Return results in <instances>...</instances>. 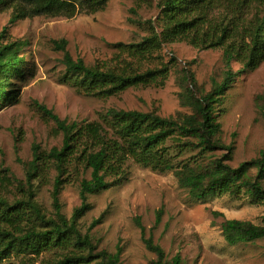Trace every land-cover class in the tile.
<instances>
[{
  "label": "rangeland",
  "instance_id": "1",
  "mask_svg": "<svg viewBox=\"0 0 264 264\" xmlns=\"http://www.w3.org/2000/svg\"><path fill=\"white\" fill-rule=\"evenodd\" d=\"M158 0H111L104 11L80 14L74 18H28L11 24L13 9L0 10V42L23 41L28 44L24 56L28 62L24 79L14 80L12 89L20 90L15 101L0 102V195L11 204L27 197L29 164L34 147L46 155L60 148L63 135L55 122L46 115L52 111L68 123H105L110 109L156 113L162 117L192 114L182 105L185 91L183 78L193 75L197 96L209 93L223 81L227 71L224 50L195 47L187 42L168 44L161 55L168 62L176 58L169 79L162 84L132 88L110 99L79 93L64 81V53L53 42L66 40L68 51L75 59L88 65L115 64L120 43H140L149 35L150 26L161 32ZM252 11L233 13L216 9L217 20L235 19L244 26ZM228 23V21H227ZM7 30L6 33L4 31ZM240 65L232 64L234 71ZM190 85V82L187 83ZM264 95V63L255 71L237 77L221 107L222 142L231 147L233 168L250 164L264 152V118L259 97ZM185 140H182V142ZM179 140H170L172 153L181 157L176 164L206 168L214 160L228 154V149L201 154L183 147ZM127 180L99 194L88 196L90 208L79 220L83 235H88L98 252L120 253L121 264H153L158 256L150 251L145 238L165 252V261L180 257L182 264H264V239L251 243L229 245L223 224L240 220L264 226V203L255 204L245 189L239 197L216 193L205 200H196L190 189L183 187L175 172H159L130 160L126 165ZM258 168L248 171L256 179ZM56 171L46 162L43 177L34 182L35 202L48 219L58 214L71 220L82 204L80 184L90 179L91 172L71 176L63 186L57 209L53 197ZM264 186V180H263ZM161 211L160 221L158 212ZM146 229L143 236L136 220ZM22 227L45 230L33 217ZM0 229L9 226L0 222ZM87 256L88 250L73 242L65 249L44 250L33 254L17 249L0 258V264H57L66 256Z\"/></svg>",
  "mask_w": 264,
  "mask_h": 264
},
{
  "label": "trees",
  "instance_id": "2",
  "mask_svg": "<svg viewBox=\"0 0 264 264\" xmlns=\"http://www.w3.org/2000/svg\"><path fill=\"white\" fill-rule=\"evenodd\" d=\"M111 0H0V10L13 9L11 24L34 17L71 19L80 14L104 11ZM161 32L151 25L149 35L140 43L116 45L117 58L113 65H88L83 59H75L68 51L66 40L54 41L56 50L64 53L62 63L66 69L64 81L81 94L110 99L132 88L149 86L160 81L165 83L176 58L168 62L161 55L168 44L187 42L195 47L223 49L227 67L224 79L209 93L197 96L193 75L183 78L185 91L182 105L192 114L162 117L156 113L110 109L105 123L73 122L61 120L44 108L47 116L57 125L63 135L60 148H53L47 155L34 147L33 159L27 173V197L11 204L0 195V222L9 229H0V258L13 250L27 249L33 254L44 250L65 249L73 242L88 250L87 256H66L57 264H121L120 253L109 255L98 252L88 235H83L78 222L90 208L88 196L121 186L128 178L127 163L132 160L145 168L159 172H175L183 187L190 189L196 200H205L216 193L239 197L242 190L250 193L255 204L264 203V152L261 157L239 168L231 167L232 148L222 142V125L219 114L228 91L237 77L258 69L264 63V0H158ZM225 8L233 13L252 11V18L240 26L235 19L217 20L216 9ZM228 21V23H227ZM7 30L4 31L6 33ZM28 44L23 41L0 42V102L15 101L20 90L12 89L13 81L24 79L28 62L24 51ZM240 65L239 71L232 64ZM190 82V85L187 83ZM261 113L264 118V95L260 96ZM170 140H179L187 149L199 150L201 154L217 150L230 151L214 160L206 168L179 166L168 146ZM182 140H185L182 142ZM51 161L57 173L53 197L60 208L59 196L68 179L91 172L90 179L80 184L82 206L71 220L58 214L48 219L35 202L34 182L43 177L46 162ZM258 168L256 179L248 176L250 168ZM162 212H158L160 221ZM33 217L45 230H25L22 224ZM143 236L146 229L140 219L136 220ZM225 239L229 245L251 243L264 239V226L240 220L223 224ZM146 247L158 256L153 264H182L178 256L172 263L165 261L164 250L145 238Z\"/></svg>",
  "mask_w": 264,
  "mask_h": 264
}]
</instances>
